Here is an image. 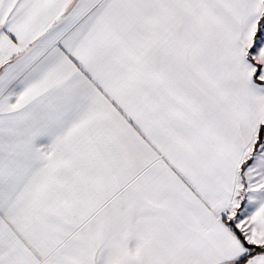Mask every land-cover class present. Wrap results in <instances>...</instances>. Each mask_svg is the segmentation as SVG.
<instances>
[{"label": "snow or ice", "instance_id": "obj_1", "mask_svg": "<svg viewBox=\"0 0 264 264\" xmlns=\"http://www.w3.org/2000/svg\"><path fill=\"white\" fill-rule=\"evenodd\" d=\"M0 264H264V0H0Z\"/></svg>", "mask_w": 264, "mask_h": 264}]
</instances>
